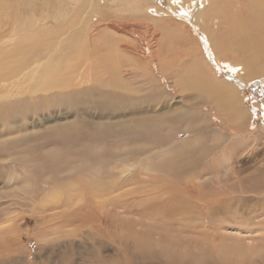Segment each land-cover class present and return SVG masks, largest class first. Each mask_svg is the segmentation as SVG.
<instances>
[{
  "label": "rangeland",
  "instance_id": "1",
  "mask_svg": "<svg viewBox=\"0 0 264 264\" xmlns=\"http://www.w3.org/2000/svg\"><path fill=\"white\" fill-rule=\"evenodd\" d=\"M8 1L17 17L29 16V71L50 62L29 74L28 83L25 75L0 80V102L17 82L21 87L8 96L17 102L0 104V264H34L36 257L55 264H264V141L247 134L264 124V82L239 87L251 123L237 127L228 111L214 105L212 111L210 97L190 89L192 61L185 57L199 53L197 43L221 80L240 72L218 65L192 14L176 15L170 0H109L98 15L83 19L84 8L73 19L75 39L104 42L88 53L100 54L101 76L94 83L92 65L87 82L76 87L79 62L72 63L77 72L66 84L64 73L52 79L38 73L60 64L57 48L68 40L56 13L77 0ZM109 22L116 27L105 29ZM32 25L49 32L33 33ZM190 95L202 101L187 100ZM211 197L221 201L220 214L207 202ZM255 215L256 225H246L245 216ZM202 225L214 247L196 233Z\"/></svg>",
  "mask_w": 264,
  "mask_h": 264
},
{
  "label": "bare ground",
  "instance_id": "2",
  "mask_svg": "<svg viewBox=\"0 0 264 264\" xmlns=\"http://www.w3.org/2000/svg\"><path fill=\"white\" fill-rule=\"evenodd\" d=\"M108 1L109 0H80V1L77 0V2H76L77 6H74L75 5V2H74V5H72L71 7H68L67 10L62 8V10H60L56 13V17H59V19H62L61 20L62 23L60 24V29H61L63 36H65L67 34L66 36H67L68 43L66 44L63 41V43L57 48V51H59V53H60V64L57 67L54 66V71H53V67L50 63L38 74L48 76L51 78V75L59 76L61 73H64L65 76H61V78L67 84V82L70 80L71 74L77 72V70H75V68L71 66L72 63L76 64L79 62L78 63V67H79L78 73L74 75L75 80H76L75 82L77 83V81H78V84L76 85V87H79L82 82H85V83L87 82L88 77H87L86 73L89 72V70L91 69L90 67L92 65L97 66V69H96V67L92 66L96 70L95 71L93 69L94 72L92 70V73H95L93 75L94 76L93 81H94V83H95V80L98 81V77L101 76L100 72H98L99 62H102V61H100L101 56L99 54V56H97V58H91L90 54L88 56V53L89 52L91 53L96 49L98 51L99 48L102 45H104V42L103 43H102V41L101 42L100 41L99 42H97V41L91 42V40L89 42H85V41L81 42V38H79V40L75 39L78 37V35L76 37V32H78L79 30L77 31V28H76L78 25L77 26L73 25V19H77V15L80 12H82V10L84 8H86V9L88 8V11L85 9L87 11L85 13H87V14L85 15V17H83L84 15L82 14L81 17L83 19L87 18V20H88V17L91 16V14H93L94 16L98 15L97 11L99 10V8H101V5H106L108 3ZM24 5L27 6V2L24 3ZM66 6H67V3H66ZM73 6H74V8H72ZM169 9L174 10V11H178V14H176L178 16H185V15L187 16V15L192 14L191 16L196 18V21H195L196 26H194V27L199 26L201 31H203L207 35V37L209 39L208 48L213 49L216 62L219 63L218 65L219 66H227L229 68V70H231L232 72L240 71L237 74V76H234L233 78H230L228 80H221L219 78V76L216 75L217 71H216L215 67L213 65H210L207 62L206 57L204 56V54L201 50L200 44L197 43V45L195 44V46H196V49L199 48V53L197 55H194V53L192 52V54H190V58H188L187 56L185 57L189 60V62H190V60L192 61V64L190 66L191 67L190 72L188 74L190 77V80L188 82L191 85L190 89L193 91L196 90L195 91L196 93L198 92L199 94H205V96L208 95L210 97L209 98V101H210L209 105L212 104V107H211L212 111H214V106L218 112H219L220 108H223L224 110L228 111L227 112L228 115L233 119V122L235 125H237V127H241V126H243V124H247L249 126V124L251 123L249 111L246 109H242L240 107L241 104H240L239 99H237V96H241V95H239L240 92L238 91L239 87H242V85L249 84L251 79L253 81L260 79L262 83L264 82V0H237V4H235V5L231 4V2L228 0H224V2L221 0H190V2H187L186 0H170ZM160 11L161 10L157 9L155 12L159 13ZM165 12L166 11H164V13ZM166 13H168V12H166ZM253 13L256 14L257 18L255 16L253 19L251 18V16H252L251 14H253ZM17 15L18 14L13 12L12 3H10L8 0H0V39H1L0 41H3V43H0V80L1 81L7 80L6 82H8L13 77H18L19 75H22V76L25 75V83H28L29 82V74H33L38 69V67L42 66L43 64L49 63L50 57L48 59H45L42 63H39L38 66H35L34 68H32L31 71H29V30L31 29V26H29V16L28 15H21L22 17L21 16L17 17ZM70 15L74 16L75 18L71 17ZM148 15H149V12L147 13V11H145V16H148ZM173 15L175 16V14H173ZM94 16H92V17H94ZM152 16H154V15H150V17H152ZM68 17H71V18H68ZM81 17L79 18L80 20L82 19ZM104 17H106V16H104ZM109 17H111V16H109ZM217 19L220 21V23L219 24L213 23ZM98 20H99V18H98ZM121 21H122V19H121ZM90 22H91V20L87 24L89 25ZM110 22L105 27V29L116 27L115 23H110ZM210 22H212V23H210ZM256 22H257V24L259 23L257 27L255 26ZM79 24H81V23H79ZM119 25H121V24L119 23ZM179 25L181 27L180 28L181 30L186 31V32L191 31V29L190 30L186 29L185 25H181V24H179ZM32 26H33L34 30L37 29L36 31H32L33 33L36 32V33L46 34L49 32V30H46V28H44V26H42V25L39 27H36L34 25H32ZM123 26H125V24ZM40 27H43L42 31L38 30V28H40ZM207 27L214 29L212 34L206 32L205 28H207ZM89 28L90 27H88V29ZM254 28L256 30H253ZM80 29H82V27ZM116 30H117V28H116ZM82 31H80V32L82 33ZM88 33L91 34L90 31H88ZM21 34L23 35V38H20ZM88 35H87V37L89 40ZM182 35H184L183 32H182ZM189 35H191L192 39H194V36L192 34L189 33ZM90 36H92V35H90ZM93 36L96 37V35H93ZM184 38L182 37L180 42H182L184 40ZM30 39H32V37H30ZM72 42L75 44V46H74L75 48H73V49L71 48V44H73ZM191 42H193V41H191ZM24 47H26V49ZM102 48H104V47H102ZM124 49H125L124 51L128 52V47H127V50H126V47ZM100 50H102V49H100ZM183 53H178L177 55L180 57V56H183ZM187 53H189V52H187ZM14 55H19V57L14 58L13 57ZM93 56H95V55H93ZM104 56H107V54L106 55L104 54ZM73 57H76L77 60H75ZM84 58H86V59L90 58L89 59L90 64H88V66H87V64L85 66L82 65ZM107 59L109 61L108 56L104 60H107ZM98 60H99V62H98ZM112 62L116 63L117 62L116 58L113 57ZM81 65H82V67L84 66V68H82V70L80 71ZM87 70H88V72H87ZM99 71H101V70H99ZM220 71H221V69H220ZM89 73H91V72H89ZM113 79H118V75L113 76ZM232 81H234V83H232ZM75 82L73 80V83H75ZM99 84H101V83H99ZM18 87H19V82H17L14 85L12 91L10 90L11 93H10V91L6 92L7 97L4 98L5 99L4 101H6V100H8V101L0 102V104H2L4 107H10L13 103L17 102L18 101L17 99L12 100V98L11 97L8 98V96L11 95L13 97L15 91H17L19 88H21V87H19V88ZM185 87L186 86H184V89H185ZM186 89H188V88H186ZM25 93H27V95H29V88L23 92V95ZM111 93H113V92H111ZM4 95H6V94H4ZM116 96L119 97L120 99H123L124 101L127 100L126 96L125 95L123 96V94H118ZM10 98H11V100H9ZM187 100L202 101V98H198V97L194 98V97H192V95H190ZM242 101H243V99H242ZM170 106H172V105H170ZM200 106H201V104H197V108L201 110ZM187 108H185V110ZM197 108L195 109V107H194V109H192L193 113H191V115L197 114V111H198ZM167 110H170V109H167ZM189 115H190V113H189ZM262 132H264V124L259 126L257 129L255 128L254 131L248 132L247 134L251 135V136H249V138L251 137L253 140L254 139L258 140V137H259L262 141H264V136L262 135ZM245 133H246V131H245ZM247 138H248V136H247ZM262 185H264V182L262 183ZM195 189L196 188H194V187L190 188V190H189L190 193L194 195V193L197 191ZM213 197H211L209 200H207V202L212 203L216 207H218L217 213L220 214V212L222 211L221 208L219 209V207H221V205H222L221 201H216ZM261 209L262 208H260V210ZM214 217L215 216L212 217V215L209 214L208 219H213ZM245 217H247L248 222H250V224L249 223L247 224L245 222L246 225H248L250 227L253 226L254 224L256 225L255 218L258 217V215H255L254 217L249 216L250 218L248 216H245ZM102 218L103 217L101 216V222H103L105 224L106 222ZM224 218L226 221L232 222V219L228 215L225 216ZM98 220L100 221L99 217H98ZM240 222H241V220H240ZM215 223L216 222H214V224ZM260 224L263 225L264 222L262 221ZM260 224H258V226ZM219 225H221V226L219 227ZM215 226H216V228L221 229L224 227V222L222 221V224L216 223ZM240 227H242V225ZM200 228H201V231L200 230L198 232L196 231V233L202 234V238L205 239L204 240L205 243L210 241V242H212L211 245H213L214 238H212L209 235L208 231L206 230L205 227H203V225L200 226ZM229 228L230 227H228L227 229H229ZM243 229H245V228H243ZM241 232H242V230H241ZM91 235H94V234L91 233ZM87 236H89V234ZM221 236H223V235H221ZM223 237H225V236H223ZM224 239H226V238H224ZM263 239H264V237H263ZM254 240H255V238H254ZM243 241H246V240H243ZM7 245L13 246V244L9 241H7ZM247 245H249V244H247ZM213 247H214V245H213ZM12 251H13V247H12ZM110 257L111 256H107V258H110ZM33 263L34 264H55V260L51 261L49 257H45V258L36 257L35 260H33Z\"/></svg>",
  "mask_w": 264,
  "mask_h": 264
}]
</instances>
